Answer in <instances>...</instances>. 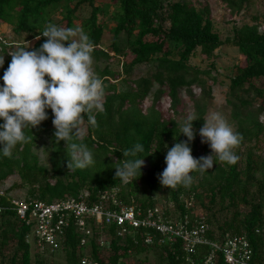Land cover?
Here are the masks:
<instances>
[{"label": "trees", "instance_id": "16d2710c", "mask_svg": "<svg viewBox=\"0 0 264 264\" xmlns=\"http://www.w3.org/2000/svg\"><path fill=\"white\" fill-rule=\"evenodd\" d=\"M224 2L231 15H238L251 0ZM83 4L89 5L90 14L81 21L79 29L94 46L92 60H109L113 57L111 52H120L117 43L120 34L125 35V46L120 55L132 56L129 62L123 63L121 72L107 66L94 70L103 83L102 110L88 114L94 115L95 126L88 124L86 115L82 120L85 123L82 140L74 138L93 153L94 163L85 169L68 168L65 142L56 141L52 114L48 109V119L33 129H24L26 142L18 144L10 157H0V185L16 173L20 185L27 187L25 197H17L21 200L50 203L87 193L84 197L87 205L96 203L100 192L117 189L116 198L121 204L133 205L140 210L154 205L153 195L165 190L175 213L193 212L199 204L209 225L206 236L210 240L222 243L226 234L244 235L251 247L250 262L264 264V161L254 152L258 141L264 140V121L261 119L264 85L259 86V82L264 83V26L260 31L257 23L239 26L233 23L222 39L210 18L209 9L198 7L190 0H0V24L11 26L16 37L31 40L40 35L49 22L76 28L73 23L75 12ZM56 13L60 15V24L53 19ZM100 15H108L114 22L110 50L99 47L104 28L98 21ZM45 39L41 36L28 46L23 41L7 42L0 36V56L4 59L0 76L11 60L9 52L27 46L31 51ZM222 44L236 47L244 58V63L235 67V73L229 79L225 101L235 125L234 132L241 138L234 152L238 159L235 164L227 165L213 157L216 165L203 174L193 172L190 187H162L157 177L166 167L167 148L187 140L180 135L184 121L176 119L180 90L186 92L193 104L190 115L197 119L192 122L197 133L204 123L211 96L206 85L210 70L192 66L188 60L197 49L211 58ZM144 63L149 66V71L145 76H138L133 68ZM132 75H136L135 78ZM154 86L156 89L152 91ZM193 88L199 90L197 96ZM148 96L152 98L151 105L144 108ZM162 96L168 99V111L172 116L165 117L157 108ZM44 133L48 135L45 150L49 167L39 162L32 149ZM135 143L143 146L144 151L138 158H143L146 166L143 165L142 174L136 181L125 184L115 178L114 167L123 159L122 151ZM190 147L192 156L197 159L210 153L198 134ZM138 193L146 198H137ZM10 198L0 197V264H81L85 256L98 264H204L209 252L208 245H198L188 262L179 239L159 243L155 231L143 227H127V233L119 237L115 224H97L90 218L87 227L91 232L82 236L71 216L58 249L40 252L35 242L27 238L31 225L16 215ZM184 198L193 200L191 209L185 207ZM112 208L117 209V206ZM102 233L106 234L103 245L99 242ZM148 234L154 237L150 243L144 241ZM82 237L84 244H80ZM149 256L154 259L153 263ZM222 263L219 252L215 264Z\"/></svg>", "mask_w": 264, "mask_h": 264}, {"label": "clouds", "instance_id": "9594fccd", "mask_svg": "<svg viewBox=\"0 0 264 264\" xmlns=\"http://www.w3.org/2000/svg\"><path fill=\"white\" fill-rule=\"evenodd\" d=\"M39 34L37 39H46L38 48L29 51L28 46L19 47L8 53L11 60L0 76V157H10L18 144L26 142L24 129H33L48 119L46 110L50 109L54 137L67 148L68 168H88L94 163L93 153L74 138L82 140L79 125L84 117L87 115L88 124L95 126L94 115L88 114L102 110L103 83L92 70L94 46L82 30L51 22ZM3 64L0 56V67ZM194 120L188 115L180 126V135L187 140L167 148L166 167L157 177L162 187H190L193 172L203 174L216 165L213 157L227 165L238 159L233 150L240 135L221 114L210 113L198 133L193 129ZM197 134L210 149L209 155L198 159L190 147ZM143 151L140 143L122 151L123 159L115 163V178L125 184L136 181L142 174L144 160L138 154Z\"/></svg>", "mask_w": 264, "mask_h": 264}, {"label": "built area", "instance_id": "2783aa9c", "mask_svg": "<svg viewBox=\"0 0 264 264\" xmlns=\"http://www.w3.org/2000/svg\"><path fill=\"white\" fill-rule=\"evenodd\" d=\"M116 194L117 189L104 190L100 192L99 200L91 205H87L84 199L87 193L77 198L69 197L50 203L37 200L26 202L12 196L6 187H0V197H11L10 204L16 215L31 225V232L27 238L35 242L40 252H53L58 249L64 229L68 225V218L71 216L77 232L82 236H87L91 232L87 227V219L90 218L97 224L101 222L115 224L116 235L119 237L127 233V227H143L154 230L159 243H169L179 239L188 262H191L190 255L194 253L196 246L208 245L209 252L204 264H215L218 261L219 252L223 259L222 264H252L250 262L251 247L247 238L241 234H226L222 243L210 240L206 236L209 225L197 209L182 215L175 213L171 202L170 208L154 204L140 210L133 205L121 204ZM183 201L188 210L193 207L191 198H184ZM113 205L117 206V209L112 208ZM105 236L106 234L102 233L99 237L101 245L105 242ZM153 238L148 234L144 241L150 243ZM84 242L85 238H80V244ZM81 264L98 263L85 256L81 259Z\"/></svg>", "mask_w": 264, "mask_h": 264}, {"label": "rangeland", "instance_id": "374dc122", "mask_svg": "<svg viewBox=\"0 0 264 264\" xmlns=\"http://www.w3.org/2000/svg\"><path fill=\"white\" fill-rule=\"evenodd\" d=\"M194 5L200 7H207L209 9V15L212 19L215 29L219 32L220 37L224 39V37L230 31L231 25L234 23L237 26L248 23L253 24L257 23L259 25V30L261 31L264 26V0H251L247 7H245L241 13L238 15H231L224 0H190ZM112 8H109V12ZM90 14V7L87 4H83L78 8L75 12V18L73 19V23L76 25V28H80L81 21L88 17ZM53 19L56 23L60 24V15L56 13L53 16ZM99 23L103 24V32L100 39L99 47L102 49H109V46L113 39V32L111 28L114 26V22L108 19V15H100L98 19ZM167 27V22L164 23ZM79 35V33L77 34ZM0 36L7 42H24V44L31 46L37 38L31 40H25L24 36L16 37L11 31V26L6 24H0ZM125 35L120 34L118 36V46L120 52L124 50L125 46ZM120 52L110 53L113 57L109 60L100 59L98 61H94L92 63V70L95 72V68L102 70L106 66L112 71L121 72L123 69V63L129 62L132 58L131 55L127 54L126 56L120 55ZM188 63L192 66L198 67L199 69L210 70V77H207L206 85L210 89L211 96L208 99V108L205 115V119L208 118L210 113L217 112L221 114L227 123L235 129V125L233 120L230 117V108L226 104V95L228 92L229 79L235 73V67L238 65H242L244 63V58L240 55L239 51L236 47L231 46L229 44H222L216 50H214L213 56L211 58H207L203 55L199 49L189 58ZM149 71V66L144 64L135 65L133 68V72H136L138 76H145ZM136 75H132V78H135ZM264 85V83L259 82V86ZM156 89V86L152 88V91ZM193 92L197 96L199 94V90L197 88H193ZM180 105L178 107L179 112L176 116L178 121H185L186 117L192 112V102L189 96L186 94L184 90H180ZM151 96H148L144 101V108H148L151 105ZM162 114L165 117L172 116L168 111V99L165 96H162L158 101V107ZM262 121H264V115L261 117ZM79 129L82 133H85V123L81 121L79 125ZM48 135L46 133L42 134L32 148L33 151L38 155L39 162L41 164L47 165V153H46V142ZM235 152V149L233 150ZM210 152V149H209ZM255 155L259 157L258 159L264 161V140L260 139L256 145ZM239 153V152H238ZM208 153L207 155H209ZM206 155V156H207ZM244 158V154L240 155V159ZM144 166H146L144 162ZM0 187H6L7 191L15 197H25L27 192V187L21 186L19 177L16 173L8 176L0 185ZM137 198L144 199L146 195L141 193L137 194ZM154 203L158 206H165L167 208L171 207V200L168 199V194L165 190H159L153 195ZM197 210L201 212L199 208V204ZM149 260L151 263L154 262V259L149 256Z\"/></svg>", "mask_w": 264, "mask_h": 264}]
</instances>
